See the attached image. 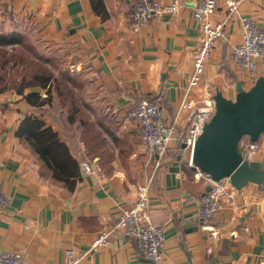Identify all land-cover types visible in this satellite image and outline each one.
Instances as JSON below:
<instances>
[{"label": "crops", "instance_id": "obj_1", "mask_svg": "<svg viewBox=\"0 0 264 264\" xmlns=\"http://www.w3.org/2000/svg\"><path fill=\"white\" fill-rule=\"evenodd\" d=\"M141 1L0 0V34H24L61 73L78 75L82 98L112 155L108 164L100 165L98 157L89 160L92 171L81 173L68 191L51 180L30 147L15 136L21 120L32 111L26 94L33 90L0 94V189L10 198L0 221V249L22 252L23 264H62L65 249L88 251L96 235L131 205L136 189L149 182L147 212L166 235L162 264H264V183L232 190L230 199L222 197V209L205 222L196 216V200L208 185L202 173L187 165L188 152L175 141L164 157L149 155L135 124L126 119L132 104L158 100L165 119L181 137L190 111L200 108L202 119L210 118L216 91L234 99L238 81L249 89L254 80L231 54L232 46L241 41L240 25L234 21L226 27L201 82L186 98L188 107L177 113L199 41L193 20L199 0H180L174 17L156 16L132 32L127 12ZM239 12L264 29V0H246ZM223 14L218 10L213 19L218 21ZM257 74L264 76L261 62ZM177 155L186 166L175 174L179 185L167 184V168ZM244 158L264 167V147ZM188 218L194 222L185 226ZM79 264L151 263L138 255L134 241L118 239L113 247L89 251Z\"/></svg>", "mask_w": 264, "mask_h": 264}, {"label": "built area", "instance_id": "obj_2", "mask_svg": "<svg viewBox=\"0 0 264 264\" xmlns=\"http://www.w3.org/2000/svg\"><path fill=\"white\" fill-rule=\"evenodd\" d=\"M244 1L246 0H199L193 11V20L200 31L199 41L192 52L191 75L177 113L188 107L186 98L189 92L201 82L216 41L225 38L226 27L234 21L240 25L241 41L232 46V58L250 79L255 81L258 78V64L261 62L264 65V29L258 28L252 17L239 12L240 5ZM180 7V0H169L166 3L158 0H144L132 5L126 19L131 31L138 32L156 16L166 14L174 17ZM222 9L223 16L215 21L213 17L218 10ZM212 112L211 108L209 113ZM202 114L200 108L188 113V127L181 137L177 135L174 125L165 119L162 105L158 100H142L132 104L126 113V119L135 124L139 141L149 155L164 157L171 144L179 141L190 156L194 143L206 122L202 119ZM239 145L243 156L248 152L257 151L264 147V135H259L253 142L246 137L242 138ZM92 167L89 160H84L80 166L81 173H90ZM201 175L210 188L197 198L196 216L206 222L222 209V197L227 196L230 199L231 191L235 188L226 178L213 181L209 176ZM148 185L149 182L136 189L131 205L117 214L112 225L103 228L96 235L88 251L77 254L72 248L65 249L62 264H79L82 257L89 251H96L101 247H113L118 239L134 241L138 255L151 264H162L166 235L164 229L154 224L148 215ZM9 201L10 198L0 189V221ZM23 260L22 252L0 249V264H23Z\"/></svg>", "mask_w": 264, "mask_h": 264}, {"label": "trees", "instance_id": "obj_3", "mask_svg": "<svg viewBox=\"0 0 264 264\" xmlns=\"http://www.w3.org/2000/svg\"><path fill=\"white\" fill-rule=\"evenodd\" d=\"M25 40L19 32L0 34V94L22 95L33 90L26 94L32 111L21 120L15 136L30 147L52 181L71 191L81 175V163L98 157L100 165L108 164L112 160L110 148L80 101L72 78L65 74L57 77L55 66L48 65Z\"/></svg>", "mask_w": 264, "mask_h": 264}, {"label": "water", "instance_id": "obj_4", "mask_svg": "<svg viewBox=\"0 0 264 264\" xmlns=\"http://www.w3.org/2000/svg\"><path fill=\"white\" fill-rule=\"evenodd\" d=\"M235 91L234 99L225 98L220 91L215 92L214 111L204 122L187 165L213 181L226 178L232 187L240 189L246 183H264L263 164L244 158L239 145L242 138L253 142L259 135H264V76L256 78L247 90L238 81ZM185 166L182 156L177 155L167 168L166 183L179 185L175 174L183 171ZM191 218L186 219L185 226L194 222Z\"/></svg>", "mask_w": 264, "mask_h": 264}, {"label": "rangeland", "instance_id": "obj_5", "mask_svg": "<svg viewBox=\"0 0 264 264\" xmlns=\"http://www.w3.org/2000/svg\"><path fill=\"white\" fill-rule=\"evenodd\" d=\"M26 43H28V39H27V37H26ZM29 44V43H28ZM32 46V45H31ZM33 47V46H32ZM35 49V48H34ZM36 50V49H35ZM37 51V50H36ZM38 53V52H37ZM39 54V53H38ZM45 60V59H44ZM45 62L48 64V65H50V63L49 62H47L46 60H45ZM54 66H55V70H54V73H55V75L57 76V77H59L61 74H62V76H64L63 74H65V75H68L67 77H70V78H72V80H73V82L75 83V90L78 92V94H79V99H80V101L83 103V104H85V102H84V100H83V98H82V88H83V84H82V82H81V80H80V78L78 77V75L76 74V73H74L73 71H69V72H67V73H64L63 71H62V73H61V71L60 70H62L61 68H59V67H57L55 64H54ZM66 77V76H65ZM42 93V97H44L45 96V94H44V92H41ZM85 106H86V104H85ZM90 113V112H89ZM90 115H91V113H90ZM91 117L93 118L94 116H92L91 115ZM94 120H95V118H93Z\"/></svg>", "mask_w": 264, "mask_h": 264}]
</instances>
